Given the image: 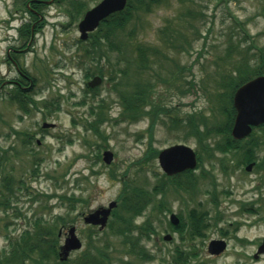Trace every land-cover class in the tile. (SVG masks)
<instances>
[{
    "label": "rangeland",
    "instance_id": "1",
    "mask_svg": "<svg viewBox=\"0 0 264 264\" xmlns=\"http://www.w3.org/2000/svg\"><path fill=\"white\" fill-rule=\"evenodd\" d=\"M10 1L0 0V77L4 78L16 77L14 66L4 61L7 48L22 42L18 36L21 22L13 15ZM80 1L87 9L99 0ZM187 7V3L182 6L178 0L156 6L151 13L142 14L139 20H135L139 23L136 35L142 44L161 47L175 63L184 67L180 79L174 82L176 89L156 79L153 97L170 109V117L185 119L191 112L200 117V112H203L212 125L218 120L217 114L213 101L205 92L213 88V78L217 77L218 71L224 66L228 68L227 62L221 60L228 47L233 49L231 55L234 57L244 49L250 58L258 57L262 51L264 54V0H214L206 9L203 23L192 21L201 32L197 38L193 29H189L191 19L186 14ZM68 8L69 4L63 1L45 6V23L36 34L35 42L19 55L20 65L34 77L33 85L26 88V92L34 98L36 105H30L28 113H23L17 105L9 102L6 92L0 93V145L6 148L0 167V194L8 193L11 197L8 207L0 205V250L6 245L9 235L29 228L36 217L42 216L51 222L57 216H64L66 221L59 222L56 228L58 247L63 244L69 225L74 226L76 236L82 241L81 250L70 252L66 262L76 259L83 251L95 254L92 246L88 245L92 239L96 247L101 245L100 242H110L109 248L104 249L110 257L109 264H170L176 246L185 251L196 249L197 256L190 258L188 264H200V235L189 237L185 231L183 236L179 231H172L168 225L169 214L175 213L188 224V214L192 210L206 209L212 214L218 209L232 220L229 216L232 212L264 194L261 184L260 191L251 192L260 180L259 168L247 171L245 165L238 166V158L232 151L222 153L212 149L213 156H209L208 152L200 149V138L186 133L184 123V128L169 129L165 123L167 116H161L164 122L155 123L151 133L148 118L134 122L120 119L122 108L118 94L108 80L106 59L96 52H84L85 46L90 47L91 39L79 42L77 24L85 10L79 18L71 17ZM168 20L173 24L179 22L180 30L187 36L191 35L187 51L163 46L159 28ZM238 41L241 45L237 51L234 45ZM109 55L111 61L116 59L115 53ZM168 62L169 69L174 68V62ZM168 64L162 66L168 67ZM164 70L162 74L166 76L168 71ZM93 75L102 76L94 91L87 85ZM147 79L151 78L147 76ZM189 80H193V84ZM201 88L207 89L203 91ZM4 89L8 91L12 87L6 85ZM102 99L108 114V119L100 124L105 141L85 122L94 117L90 114L91 107L95 109ZM44 122L54 125L44 128ZM12 129L20 134H15ZM23 132L32 136L30 146L21 143ZM101 143L104 146L98 145ZM176 143L193 147L198 159L201 152L203 161L193 170L197 177L187 180L188 190L183 189L187 181L181 183L176 178L173 182L172 178H166V183L174 187L173 190L165 189L164 193L154 194L142 214L132 216L136 226L150 225L152 229L146 238L140 237L141 247H135L136 251L122 248L121 236L112 230L111 225L108 227L114 212L102 229L84 223L82 213L87 215L90 209L117 200L123 185L131 187L136 184L153 192V187L166 175L154 150ZM105 150L113 153L109 164L103 162ZM258 155L261 156L262 151ZM110 172L114 173L113 177ZM3 174L18 181L11 193L1 187ZM211 182H215L219 191L217 207L213 203L215 194L210 190ZM60 195L69 196V200L61 199ZM160 198L165 200L167 208L158 211L154 204ZM119 204L117 211L125 215L126 209ZM242 217L253 219L249 215ZM116 224L122 225L119 221ZM59 229L63 230L61 236ZM167 232L172 235L170 241L163 239ZM133 233L137 235L138 230ZM141 248L149 259L136 253ZM56 261L61 262L58 256ZM49 263L55 264L53 259Z\"/></svg>",
    "mask_w": 264,
    "mask_h": 264
},
{
    "label": "trees",
    "instance_id": "2",
    "mask_svg": "<svg viewBox=\"0 0 264 264\" xmlns=\"http://www.w3.org/2000/svg\"><path fill=\"white\" fill-rule=\"evenodd\" d=\"M182 6H186V14L191 19L188 25L189 29H193L194 37H199L201 32L192 21L199 22L200 24L205 21L206 9L214 0H178ZM220 1V0H216ZM169 0H128L125 8L122 11L115 12L104 19L98 26L95 32L90 34V47L85 46L84 52L88 54L92 51L96 52L100 57L105 58L108 66V80L111 82V88L115 89L118 94V101L121 105L120 119L126 122L139 121L143 118L149 119V132L153 129V125L158 121H163V116H167L165 123L169 129L184 128L183 123L187 126L186 133L192 134L200 138V149L208 152L209 156H213L210 151L217 149L222 153L233 152L238 158V166L244 165L251 160H258V153L261 152V141L263 138V126L254 128L251 134L242 140H235L231 137L230 130L233 124L235 109L232 103V97L235 90L249 79L264 74V54L260 52L256 58H250L246 49L238 51L241 43L238 41L234 47L238 51L237 57L232 54L231 46L228 51L223 55V63L227 62L228 68L224 66L222 70L217 73V77L213 78V88L206 91V96L213 101L215 105V112L217 119L215 123L209 125L208 118L203 112H200V117L191 114L187 118L178 119L169 115L170 109L161 104L156 97H153V89L157 81L167 83V87L174 86V82L180 79V74L183 73L184 67L175 63V61L157 45L142 44L137 39V26L142 14L151 13L154 8L161 4H167ZM70 9H67L71 17H79L80 14L86 9L85 4L79 0H72ZM180 23L173 24V21L168 20L163 27L159 28V37L163 46L166 48H174L178 51H187L190 47L191 40L185 33L180 30ZM188 29V30H189ZM30 32V25L27 24L19 28V35L27 39ZM192 34V33H191ZM82 43L81 41H79ZM164 48V49H165ZM108 52V54H107ZM115 53V60L111 61L110 53ZM106 56V57H105ZM173 61L174 68L169 69V62ZM169 63V64H168ZM168 64V67L162 66ZM157 65V67H156ZM167 69L166 76L162 72ZM100 70H102L100 66ZM104 76L103 72H100ZM88 77L90 75H87ZM147 76L151 79H147ZM179 76V77H178ZM193 84V80L188 81ZM113 83V84H112ZM175 88V86H174ZM90 90H95L91 89ZM176 89V88H175ZM183 92V91H181ZM94 96V95H93ZM6 98L10 103H14L23 113H28L30 105H36L34 98L22 90L21 87L13 86L8 90ZM102 99L97 104L96 108L91 107L90 114L94 117L91 120H86L88 128L95 131L100 138L106 140L101 135L100 124L108 119V114L105 111L106 106ZM46 106V105H45ZM98 108V110H97ZM162 116V117H161ZM15 134L20 132L13 130ZM257 131H260L257 134ZM21 143L25 146H30L32 136L30 133L23 132ZM215 136V138H214ZM217 140V141H216ZM103 141V143H104ZM103 143L98 144L104 146ZM11 148H13L11 146ZM5 149L0 145V167L3 159L5 158ZM157 151V150H156ZM154 150V153H157ZM4 157V158H3ZM203 161L201 152L199 156V166ZM258 161L257 165H260ZM226 172V170H225ZM184 175L179 176L180 179L191 181L196 178L192 171H186ZM113 177L114 173L110 172ZM165 178H162L153 188L157 191L164 193ZM188 178V179H187ZM185 182V188L189 182ZM18 182V181H16ZM15 180L3 174L2 188L6 189L9 193L12 189H16ZM182 183V181L180 180ZM184 183V182H183ZM123 185L119 198L121 204L126 209V214H121L117 209L114 211V218L109 224L113 227V231L120 235V242L123 249L135 250L139 247L140 237L148 235L147 225L142 226L141 232L134 235L133 231L138 228L133 223L132 216H137L142 213L143 209L147 207L153 198H150V190H144L136 184L133 186ZM4 192V191H3ZM8 194V193H7ZM7 194H0V205L9 206L11 197ZM56 195V194H55ZM61 199H68L69 196L60 195ZM156 209L159 211L166 209L165 200L160 198L155 203ZM129 214L131 216H129ZM198 212L192 210L189 214V223L186 226L184 233L189 237L198 234ZM66 220L64 216H57L55 220L48 222L41 217H36L32 220L30 227L25 228L16 235H9L6 245L0 250V264H50L49 260L54 261L55 264H109V258L104 253L105 248H109V241L100 242L101 245L96 247L93 245L92 239H89L88 245L92 246L95 254L89 251H84L74 260L67 262L56 261L58 252V236L56 228L58 223H64ZM119 221L122 225L116 224ZM111 225V226H110ZM140 228V227H139ZM151 229V228H150ZM180 230V235H184ZM94 246V247H93ZM141 247V246H140ZM88 250V249H87ZM136 251V250H135ZM142 257H147L143 249H138L136 252ZM197 256L196 249L183 250L180 247L174 249L173 258L170 264H188L190 258ZM148 258V257H147ZM151 258V257H150ZM149 259V258H148Z\"/></svg>",
    "mask_w": 264,
    "mask_h": 264
},
{
    "label": "flooded vegetation",
    "instance_id": "3",
    "mask_svg": "<svg viewBox=\"0 0 264 264\" xmlns=\"http://www.w3.org/2000/svg\"><path fill=\"white\" fill-rule=\"evenodd\" d=\"M62 1L68 3V0H11L9 2L10 7L14 10L13 15L21 22V25L18 27V36L22 42L19 45H13L7 48L4 61L14 66L16 77H0V93L6 92L4 89L6 85H10L11 87L18 86L21 87L22 90H26V88L33 85L34 77L20 65L19 55H21L24 50H27L28 47L32 46L35 42L36 34L44 25L45 15L43 8L49 4H57ZM27 24L30 25V32L28 38L25 39L20 37L19 28ZM26 84L28 86H26ZM261 145L262 155L259 156V159L256 161L251 160L250 162L253 163V166L247 170L251 171L253 168L257 169L258 167L261 174V177H259L260 180L251 190L252 193L261 190L260 184L263 185L264 188V130ZM258 161H261L260 165L256 164ZM170 180L176 182L175 178ZM214 183L215 182H211L209 185L212 187L210 189L213 192L212 194H215L213 203L217 207L218 203L216 199L219 191L215 188ZM167 186L170 187L166 183L165 187ZM263 195L264 194H262V197H256L254 200L248 202L247 206L242 209L232 212V215H229L232 217V220H228L225 212L219 211L218 209L212 214L206 209L198 211L197 222L198 233L200 232V264H264V226H259L261 225L260 223L264 224ZM255 204H258V206H255ZM92 210L94 209H90L88 212ZM85 214L86 212L82 213V216ZM112 214L113 211L111 212V215ZM243 215H249L253 217V219H244L242 217ZM168 225L172 231H179L181 227L186 228L187 221H183L179 218L177 225L170 224L169 222ZM141 228L142 226L139 225L137 228L138 233L141 232ZM143 237L146 238L144 235ZM171 238L172 237H170L168 241H170ZM178 247L179 246H176V248Z\"/></svg>",
    "mask_w": 264,
    "mask_h": 264
},
{
    "label": "water",
    "instance_id": "4",
    "mask_svg": "<svg viewBox=\"0 0 264 264\" xmlns=\"http://www.w3.org/2000/svg\"><path fill=\"white\" fill-rule=\"evenodd\" d=\"M127 0H100L97 4L86 10L82 19L78 22L79 38L87 39L88 33L94 31L99 23L113 12L120 11L126 6ZM101 81L99 76H94L88 82L90 86H96ZM233 106L235 117L231 128L233 139L239 140L248 136L252 128L264 123V74L251 78L239 86L233 94ZM54 124L44 122L42 127H51ZM113 153L110 150L103 152V161L109 164ZM159 164L166 174H174L185 169H193L197 160L194 150L186 144H175L162 149L158 154ZM252 163L247 165V169ZM116 205L111 201L107 207L98 208L84 217L85 223L99 224L104 227L111 209ZM170 221L178 222L176 215H170ZM61 231L59 232V234ZM169 239V235L164 236ZM81 241L76 236L74 226H70L63 245L60 247V260H65L69 252L81 248Z\"/></svg>",
    "mask_w": 264,
    "mask_h": 264
}]
</instances>
